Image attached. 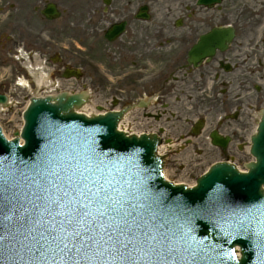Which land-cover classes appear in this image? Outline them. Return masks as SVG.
I'll list each match as a JSON object with an SVG mask.
<instances>
[{
	"label": "flooded vegetation",
	"instance_id": "obj_1",
	"mask_svg": "<svg viewBox=\"0 0 264 264\" xmlns=\"http://www.w3.org/2000/svg\"><path fill=\"white\" fill-rule=\"evenodd\" d=\"M44 1L49 0H0V61L20 43L28 49L37 46L40 26L30 47L22 37L28 36L27 24L43 19ZM100 3L90 7L93 35L87 40L101 55L98 86L105 109L131 105L132 127L160 136L168 145L164 164L170 167L178 152L189 147L199 159L243 163L249 117L264 106V85H254L255 95H246L251 77L246 0L211 6L197 0ZM140 8L146 13L138 15ZM121 21L124 31L108 40L106 30ZM195 46L201 56L192 59ZM211 134L223 141L213 144Z\"/></svg>",
	"mask_w": 264,
	"mask_h": 264
},
{
	"label": "snow or ice",
	"instance_id": "obj_2",
	"mask_svg": "<svg viewBox=\"0 0 264 264\" xmlns=\"http://www.w3.org/2000/svg\"><path fill=\"white\" fill-rule=\"evenodd\" d=\"M0 158V253L19 264H213L236 259L195 235L196 221L264 242V216L231 205L218 186L190 207L150 183L135 153L50 145L34 161ZM134 164L135 171L131 169ZM163 176V173H159Z\"/></svg>",
	"mask_w": 264,
	"mask_h": 264
},
{
	"label": "water",
	"instance_id": "obj_3",
	"mask_svg": "<svg viewBox=\"0 0 264 264\" xmlns=\"http://www.w3.org/2000/svg\"><path fill=\"white\" fill-rule=\"evenodd\" d=\"M50 8L52 14L48 17L56 16L55 10ZM5 100L6 97L0 95V102ZM82 103L83 96L66 93L54 97L33 98L24 112L25 125L21 134L24 145L20 146L17 138L6 141L0 134V158H7L4 162L34 161L50 145H90L98 153L107 154L113 159L135 153V163L150 171V183L153 188L167 193L170 200L179 198L188 206L196 207L206 203L219 186L231 205L253 208L254 214L264 216V196L261 191L264 184V115L258 134L252 138V153L257 162L246 164L248 173H239L232 165L218 163L212 166L207 174L197 179V186L186 188L183 185H172L159 175L162 162L155 155V138L146 135L126 136L117 131L115 127L119 113H107L91 118L74 113L73 108ZM14 132L12 129L11 135ZM130 167L134 172V164ZM196 225L195 235L206 245L215 246L216 250H222L224 253L236 252L235 260H229L225 256L215 260L213 264H264V242L250 233L233 229L231 236H225L224 232L229 231L227 225H223V228L214 227V222L209 220H198ZM237 254H240V259ZM0 264L19 262L13 255L0 253Z\"/></svg>",
	"mask_w": 264,
	"mask_h": 264
},
{
	"label": "rangeland",
	"instance_id": "obj_4",
	"mask_svg": "<svg viewBox=\"0 0 264 264\" xmlns=\"http://www.w3.org/2000/svg\"><path fill=\"white\" fill-rule=\"evenodd\" d=\"M58 3V6L62 10L61 17L53 21H42L41 24V58L46 59V65L49 67H56L58 69L57 77L53 79L48 78L49 82L44 83L40 88L33 87V92L39 94L54 93L56 91L69 89V91H80L83 89H89L90 99L88 100L87 111L97 112L100 108V100L98 94L97 84H87L84 76L75 78H64L61 73L63 66L79 67L83 69L85 61V35L87 36V30L90 27V23L86 25L85 13L88 8V0H54ZM264 0H250V7L253 10L263 7ZM28 25V24H27ZM28 37H25L26 42L35 38V32L37 30V24L35 20H32L29 24ZM87 27L86 31L85 28ZM57 56V57H56ZM61 59V62H55L56 59ZM92 62V61H91ZM7 67V66H6ZM6 72L0 67V75ZM56 80L58 83L56 84ZM11 92L8 91L9 104L0 107V123L6 132L11 135L12 129L15 131L19 129L21 125V113L27 102V97L24 94L19 93L24 90L21 86H10ZM32 92V93H33ZM24 95V96H22ZM174 171L178 173V170L170 169V174H174ZM194 175L187 179V183L192 182ZM174 180L185 179V176L176 174L173 175Z\"/></svg>",
	"mask_w": 264,
	"mask_h": 264
},
{
	"label": "bare ground",
	"instance_id": "obj_5",
	"mask_svg": "<svg viewBox=\"0 0 264 264\" xmlns=\"http://www.w3.org/2000/svg\"><path fill=\"white\" fill-rule=\"evenodd\" d=\"M30 71H32L31 69H29ZM43 75H41V73H40V77L39 78H36V81H37V83L38 84H40V83H43ZM22 80V79H21ZM21 80H19V82L21 81ZM25 81H21V83H24ZM81 111H84L86 114H90L89 112H87V106H82V109H80Z\"/></svg>",
	"mask_w": 264,
	"mask_h": 264
}]
</instances>
